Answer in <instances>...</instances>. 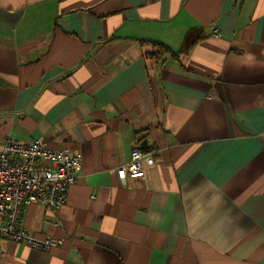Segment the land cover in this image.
Instances as JSON below:
<instances>
[{
    "label": "crops",
    "instance_id": "0c3cea01",
    "mask_svg": "<svg viewBox=\"0 0 264 264\" xmlns=\"http://www.w3.org/2000/svg\"><path fill=\"white\" fill-rule=\"evenodd\" d=\"M8 138L82 162L22 214L63 243L0 238V264H264V0H0ZM137 145L155 163L123 183Z\"/></svg>",
    "mask_w": 264,
    "mask_h": 264
},
{
    "label": "built area",
    "instance_id": "2783aa9c",
    "mask_svg": "<svg viewBox=\"0 0 264 264\" xmlns=\"http://www.w3.org/2000/svg\"><path fill=\"white\" fill-rule=\"evenodd\" d=\"M219 36L218 30L214 31ZM82 156L68 147L54 148L41 139L20 141L8 138L0 145V238L48 251L63 243L54 236H33L22 223L27 205L38 203L57 214L67 202L70 187L77 182ZM155 163L152 152L140 145L131 160L119 167L123 183L128 177H147Z\"/></svg>",
    "mask_w": 264,
    "mask_h": 264
},
{
    "label": "trees",
    "instance_id": "16d2710c",
    "mask_svg": "<svg viewBox=\"0 0 264 264\" xmlns=\"http://www.w3.org/2000/svg\"><path fill=\"white\" fill-rule=\"evenodd\" d=\"M152 44L155 49L147 52V55L149 56H152L154 58H159L160 56L164 55L167 52L173 53L168 46L162 43L154 42ZM173 55L177 57V53H173Z\"/></svg>",
    "mask_w": 264,
    "mask_h": 264
},
{
    "label": "water",
    "instance_id": "95a60500",
    "mask_svg": "<svg viewBox=\"0 0 264 264\" xmlns=\"http://www.w3.org/2000/svg\"><path fill=\"white\" fill-rule=\"evenodd\" d=\"M147 146V142L146 141H143L142 142V147L145 148Z\"/></svg>",
    "mask_w": 264,
    "mask_h": 264
}]
</instances>
